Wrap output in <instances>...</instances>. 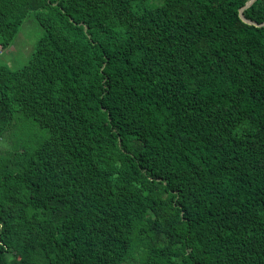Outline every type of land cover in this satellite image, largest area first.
Returning a JSON list of instances; mask_svg holds the SVG:
<instances>
[{
	"label": "trees",
	"instance_id": "trees-1",
	"mask_svg": "<svg viewBox=\"0 0 264 264\" xmlns=\"http://www.w3.org/2000/svg\"><path fill=\"white\" fill-rule=\"evenodd\" d=\"M248 1L0 0V264H264Z\"/></svg>",
	"mask_w": 264,
	"mask_h": 264
},
{
	"label": "rangeland",
	"instance_id": "rangeland-1",
	"mask_svg": "<svg viewBox=\"0 0 264 264\" xmlns=\"http://www.w3.org/2000/svg\"><path fill=\"white\" fill-rule=\"evenodd\" d=\"M43 35L33 13L29 14L23 21L16 42L5 50H0V64L11 69H19L27 64L29 57L35 48L39 38ZM7 147V142L0 144V153Z\"/></svg>",
	"mask_w": 264,
	"mask_h": 264
},
{
	"label": "water",
	"instance_id": "water-1",
	"mask_svg": "<svg viewBox=\"0 0 264 264\" xmlns=\"http://www.w3.org/2000/svg\"><path fill=\"white\" fill-rule=\"evenodd\" d=\"M254 1H255V0H249V1L245 4V6H244L243 8L240 9L239 16H240L241 20L244 21V22L247 23V24L254 25L255 27H262V26H264V23H261V24L253 23V22H251V21L245 19V18L243 17V15H242V11H243V9L248 8V7H249Z\"/></svg>",
	"mask_w": 264,
	"mask_h": 264
}]
</instances>
